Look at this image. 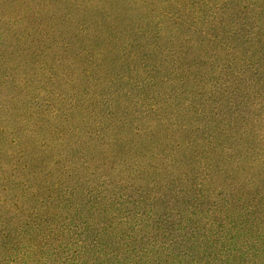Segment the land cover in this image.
Here are the masks:
<instances>
[{"label":"trees","instance_id":"1","mask_svg":"<svg viewBox=\"0 0 264 264\" xmlns=\"http://www.w3.org/2000/svg\"><path fill=\"white\" fill-rule=\"evenodd\" d=\"M28 1L0 17V170L36 183L0 264H264V0Z\"/></svg>","mask_w":264,"mask_h":264},{"label":"rangeland","instance_id":"2","mask_svg":"<svg viewBox=\"0 0 264 264\" xmlns=\"http://www.w3.org/2000/svg\"><path fill=\"white\" fill-rule=\"evenodd\" d=\"M151 1H153V0H151ZM154 1H156V3L159 4V0H154ZM26 2H29V1L28 0H22L19 3H12L9 0H7V1L0 0V17L2 15L3 16H8V15L10 16V14H6V13H8V11H11L12 9H15L17 14L18 13L22 14L23 13L22 9L26 5ZM63 5H64V2L61 3L60 9L63 8ZM134 8H135L134 17H132L131 19H130V17H128V20H127L128 24H129V20L134 21V23H135L136 19L140 15L145 16L144 17L145 18L144 23H146V20H148V18H149L148 13H146V9L140 8L139 6L134 7ZM45 13H46V16H48L46 11H44V14ZM71 15H73V11H72ZM71 19L76 20V17H72ZM151 22H152V20L149 23L151 24ZM125 24H126V21H125ZM68 25H70V27H72L71 21H70V23H68ZM125 26L126 25L122 24L121 28H124ZM17 28L19 31L20 28L19 27H17ZM40 59L42 60V63L44 62L45 66H47V67L51 66L52 61L50 60V56L48 57L47 54H46V56L42 55L40 57ZM10 62H12V61H10ZM108 63H109L108 61H105L103 63V65L106 67V65ZM61 68L59 67V65H57V67L55 65L54 69H56V70L53 69V71H52V72H54L52 81L48 78V76H46V75L44 76L43 84L41 85V87L43 88L44 91L40 95L41 98L44 97V93L47 91V89L50 91V93L52 95H54L55 92L66 90V88H67L66 84H63L62 80H60L61 76H62L61 75V72H62ZM19 71H20V73L18 72L16 74V77L20 78L23 74V71H21V70H19ZM30 71H32L31 67H30ZM46 78L48 80H46ZM58 83H59V85H58ZM91 87L92 86L90 85V88ZM30 89H31L30 92H32V94H33L35 89L33 87H30ZM68 89H69V86H68ZM90 94H91V96H93V92ZM115 103H116V101H115ZM254 114L255 115L253 117V123L255 124V126L257 128H259L262 132H264V113L255 111ZM18 117L20 120L21 116L18 115ZM87 121H88L87 118L83 119L82 123H84V126H83L84 129H85V125H86ZM33 136H34V132H32L31 139H29L28 141L24 137V142H26V141L29 142L31 148L34 145ZM34 150H35L34 148L31 149V151H33L32 152L33 154L35 153ZM29 161H30V159H29ZM32 164H33V162H32ZM102 172H104V170ZM11 176L13 177L14 187L9 186L11 183V182L9 183V181L6 183V186H5L4 182H2V172L0 170V233L2 231V219H4L5 215H6V220L14 222V224L16 225L18 218H19V210H20L19 208L20 207H24V208L32 207V204H33L31 192L34 190L35 183H36L34 176L33 177L32 176H26V174H23V173L14 174ZM16 176H17V178H16ZM22 192H24V194H22ZM8 209H11V211L12 210L15 211L16 217H13V214H10V212L7 211ZM1 257H2V254H1V250H0V258Z\"/></svg>","mask_w":264,"mask_h":264}]
</instances>
